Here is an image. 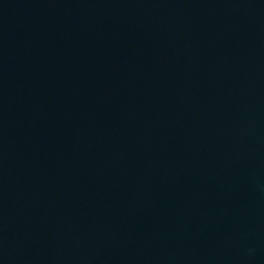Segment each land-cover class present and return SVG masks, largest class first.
Returning <instances> with one entry per match:
<instances>
[{
  "label": "water",
  "instance_id": "obj_1",
  "mask_svg": "<svg viewBox=\"0 0 264 264\" xmlns=\"http://www.w3.org/2000/svg\"><path fill=\"white\" fill-rule=\"evenodd\" d=\"M0 264H264V0H0Z\"/></svg>",
  "mask_w": 264,
  "mask_h": 264
}]
</instances>
